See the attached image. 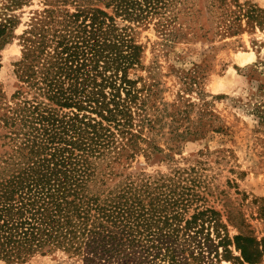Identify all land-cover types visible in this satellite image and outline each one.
Listing matches in <instances>:
<instances>
[{
	"label": "trees",
	"instance_id": "16d2710c",
	"mask_svg": "<svg viewBox=\"0 0 264 264\" xmlns=\"http://www.w3.org/2000/svg\"><path fill=\"white\" fill-rule=\"evenodd\" d=\"M185 1L40 0L19 34L14 11L31 0L0 1V49L14 38L21 46L13 89L0 84V262L59 253L74 264L261 261L264 237L229 235L215 209L196 204L195 168L171 165L183 140L204 134L188 97L161 96L140 36ZM242 4L221 15L264 26V10ZM155 23L174 41L172 20ZM197 80L187 77L183 93L200 96ZM248 104L262 119L264 101ZM163 161L167 171L145 170Z\"/></svg>",
	"mask_w": 264,
	"mask_h": 264
},
{
	"label": "rangeland",
	"instance_id": "374dc122",
	"mask_svg": "<svg viewBox=\"0 0 264 264\" xmlns=\"http://www.w3.org/2000/svg\"><path fill=\"white\" fill-rule=\"evenodd\" d=\"M249 1L264 10V0ZM242 2L186 0L177 6L176 17H153L142 29L140 39L146 44L144 63L158 62L161 96L168 102L178 93L188 97L193 120L199 117L195 129L204 134L183 140L180 154L175 153L178 161L171 165L195 168L200 196L196 204L215 209L229 235L240 233L260 241L264 237V116L258 120L248 102L264 101L256 96L264 87V26L256 22L260 17L221 15L225 9L246 8ZM41 8L40 0H31L16 9L20 23L14 32L19 34L33 11ZM165 19L172 20L175 37L168 43L162 40L156 30L160 26L155 23ZM20 53L17 38L0 49V84L6 94L13 89L12 61ZM242 54L249 55V61L240 62ZM189 76L198 78L200 96L196 91L183 93V82ZM168 169L165 161L145 168L150 173ZM225 263L228 261L222 259L221 264ZM18 264L74 263L59 253L37 255ZM256 264H264V256Z\"/></svg>",
	"mask_w": 264,
	"mask_h": 264
},
{
	"label": "bare ground",
	"instance_id": "6f19581e",
	"mask_svg": "<svg viewBox=\"0 0 264 264\" xmlns=\"http://www.w3.org/2000/svg\"><path fill=\"white\" fill-rule=\"evenodd\" d=\"M249 59H250V57H249V55H247V54H242V55L239 57V61H240V62H247V61H249Z\"/></svg>",
	"mask_w": 264,
	"mask_h": 264
}]
</instances>
